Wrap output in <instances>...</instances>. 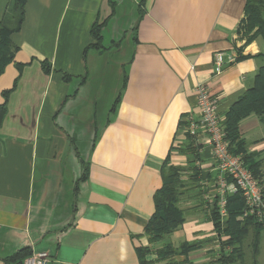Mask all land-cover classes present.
<instances>
[{
    "label": "crops",
    "instance_id": "1",
    "mask_svg": "<svg viewBox=\"0 0 264 264\" xmlns=\"http://www.w3.org/2000/svg\"><path fill=\"white\" fill-rule=\"evenodd\" d=\"M14 1L0 0L11 28ZM21 1L10 34L17 51L0 74V264L19 251H45L50 264H139L138 247L164 242L187 247L177 264H217L210 206L220 172L203 135L195 137L199 187L181 205L183 223L156 244L145 226L163 163L186 168L192 158L181 149L185 123L199 113L196 87H209L225 118L264 65V32L247 41L254 31L239 29L245 0H137L115 94L102 56L120 46L125 0ZM229 50L237 60L216 74L214 53ZM238 128L264 186V117L251 113Z\"/></svg>",
    "mask_w": 264,
    "mask_h": 264
},
{
    "label": "trees",
    "instance_id": "2",
    "mask_svg": "<svg viewBox=\"0 0 264 264\" xmlns=\"http://www.w3.org/2000/svg\"><path fill=\"white\" fill-rule=\"evenodd\" d=\"M12 8L18 11L15 27H8L0 20V74L5 66L12 62L17 51V47L10 40V34L19 28L23 19V2L15 0ZM239 29L246 34L254 31L247 38V41L255 34L264 32V0H245L244 18L239 25ZM90 31L96 40L95 46L99 48L100 25L94 23ZM6 94V92L3 93V96L6 97ZM4 112L5 105L3 102L0 105V119ZM251 113L264 115V65L258 68L253 83L230 107L223 121L229 151L241 155L245 167L261 182V161L256 158L255 153L247 151V142L240 136L238 128L239 121ZM186 137L188 141L181 152L192 155V158L187 161V167L174 165L168 161H165L162 165V183L153 196L154 212L145 226L149 243L156 244L160 242L183 223L187 210L182 208L181 205L189 198L188 193L199 187L198 169L195 165L194 156V151L198 145L195 143L194 136L186 134ZM199 194V191L193 192L192 198L199 200ZM218 202L219 196L216 194L210 206V212L214 229L221 242V250L216 259L217 264H245V253L242 245L249 232H252V239L254 238L252 255L253 264H256L253 252L257 250V237L261 231L264 232V224L258 222L253 216L242 217L245 203L239 191L226 194L224 220H222L219 213ZM222 235H224V238L220 239ZM187 250L185 245L177 248L170 242H164L151 249L138 247L137 254L139 264H177L174 258L179 254H185ZM20 253L21 251L10 257L8 259L9 264L20 263L28 256V254L21 256ZM150 255L152 257L149 258Z\"/></svg>",
    "mask_w": 264,
    "mask_h": 264
},
{
    "label": "built area",
    "instance_id": "3",
    "mask_svg": "<svg viewBox=\"0 0 264 264\" xmlns=\"http://www.w3.org/2000/svg\"><path fill=\"white\" fill-rule=\"evenodd\" d=\"M238 58L235 50L218 51L214 53L213 70L220 73L227 65ZM199 113L196 119H190L185 127V133L197 137L203 135V143L209 147L214 167L220 172L218 187L219 213L225 216L226 194L239 191L245 203L242 217L253 216L264 224V191L263 185L249 171L241 155L229 151L225 137L224 118L217 110V99L210 94L209 87L201 83L196 87ZM51 256L45 251H38L26 256L17 264H50Z\"/></svg>",
    "mask_w": 264,
    "mask_h": 264
},
{
    "label": "rangeland",
    "instance_id": "4",
    "mask_svg": "<svg viewBox=\"0 0 264 264\" xmlns=\"http://www.w3.org/2000/svg\"><path fill=\"white\" fill-rule=\"evenodd\" d=\"M137 0H125L124 5L126 7H123L124 10L123 12H127L125 16H123L121 19L116 23L118 31L117 35L119 36L116 37V40H121L119 48L117 47H112L109 51L106 52L102 56V60L105 59V61L109 62V66L107 67L106 71H104V74L107 75L109 81H112V87H114V94L115 90L117 87V81L119 82V77L121 74V67L126 64L128 61L130 55H131V44L129 40V35H125L122 37V35L125 33V30H127L133 20L134 16H132L131 9L136 7ZM112 27V25L108 26V28ZM107 28V29H108ZM107 42V39H105V43ZM108 43V42H107ZM106 43V44H107ZM264 117V115H263ZM84 151H81V155L83 154ZM84 157V155H82ZM263 183V181H261ZM260 182V184H261ZM262 185V184H261ZM264 229V227H263ZM252 232H249L247 237L243 241L242 249L245 253V264H253V255H252V250H253V239H252ZM254 257L256 259V264H264V232L261 231L259 236L257 237V250L253 252Z\"/></svg>",
    "mask_w": 264,
    "mask_h": 264
}]
</instances>
